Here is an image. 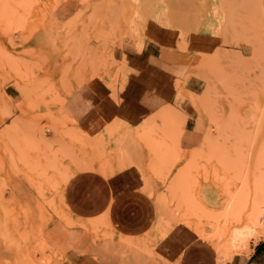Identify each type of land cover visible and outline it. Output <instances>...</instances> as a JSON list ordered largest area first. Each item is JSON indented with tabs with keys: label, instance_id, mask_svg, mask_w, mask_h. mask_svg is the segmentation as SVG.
<instances>
[{
	"label": "rangeland",
	"instance_id": "obj_1",
	"mask_svg": "<svg viewBox=\"0 0 264 264\" xmlns=\"http://www.w3.org/2000/svg\"><path fill=\"white\" fill-rule=\"evenodd\" d=\"M66 1L0 0V264H60L59 229L53 238L47 225L53 217L74 225L58 201L76 136L50 80L53 55L64 62L63 74H96L107 69L98 60L113 49L115 31L130 26L138 36L147 21L174 33L177 50L191 59L183 85L194 79L197 94L184 92L201 129L200 146L184 152L175 171L167 164L157 173L159 220L166 230L193 229L222 263L250 253L264 238V0H80L90 18L79 12L64 21L54 12ZM98 9L117 17L96 18ZM91 27L105 28L91 36ZM10 83L19 102L5 92ZM52 132L65 146L47 143ZM17 175L37 189L36 209L2 203L7 180ZM240 233L238 246L230 245Z\"/></svg>",
	"mask_w": 264,
	"mask_h": 264
},
{
	"label": "crops",
	"instance_id": "obj_2",
	"mask_svg": "<svg viewBox=\"0 0 264 264\" xmlns=\"http://www.w3.org/2000/svg\"><path fill=\"white\" fill-rule=\"evenodd\" d=\"M79 12L86 19L93 13L80 0H68L54 13L68 21ZM104 12L98 9L94 17H117L116 11L102 16ZM104 28L91 27L86 33L98 36ZM130 28L115 31L113 49L98 60L107 63V69L96 74H63L64 62L58 54L52 57L50 80L63 99L68 130L76 136L72 174L58 194L74 225L55 217L47 225L50 237L59 229L60 264H264V238L250 253L222 263L190 227L176 224L166 230L160 222L156 198L162 186L157 173L165 172L167 164L175 171L182 154L200 146L197 107L189 95L197 94L196 85L192 77L183 85L191 59L177 50L174 33L150 21L138 36L131 35ZM78 30L82 27L74 33ZM124 33L129 36L121 37ZM4 89L19 102L14 83ZM47 138L54 147L61 142L65 146L54 132ZM54 196L47 191L48 199ZM39 201L37 189L24 175L7 180L5 205L34 210Z\"/></svg>",
	"mask_w": 264,
	"mask_h": 264
},
{
	"label": "bare ground",
	"instance_id": "obj_3",
	"mask_svg": "<svg viewBox=\"0 0 264 264\" xmlns=\"http://www.w3.org/2000/svg\"><path fill=\"white\" fill-rule=\"evenodd\" d=\"M237 207V206H236ZM231 214V213H230ZM252 220H253V218H251ZM254 220H255V218H254ZM253 220V221H254ZM237 222V221H236ZM239 222H240V220H239ZM255 223L257 222V219H256V221H254ZM257 227H258V224H257ZM257 229V228H256ZM241 236H242V234L240 233V234H236V235H233L232 237H231V239H230V245H232V246H234V247H237L238 245V243H239V238H241ZM206 240V239H205ZM242 240V239H241ZM247 242H245L246 244L245 245H247L248 244V240H246ZM230 245H229V247H230ZM244 247V246H243ZM220 248H221V246H220Z\"/></svg>",
	"mask_w": 264,
	"mask_h": 264
}]
</instances>
